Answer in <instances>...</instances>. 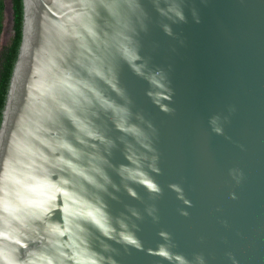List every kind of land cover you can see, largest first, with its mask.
Masks as SVG:
<instances>
[{"label":"water","instance_id":"obj_1","mask_svg":"<svg viewBox=\"0 0 264 264\" xmlns=\"http://www.w3.org/2000/svg\"><path fill=\"white\" fill-rule=\"evenodd\" d=\"M22 5L0 264H264V0Z\"/></svg>","mask_w":264,"mask_h":264},{"label":"trees","instance_id":"obj_2","mask_svg":"<svg viewBox=\"0 0 264 264\" xmlns=\"http://www.w3.org/2000/svg\"><path fill=\"white\" fill-rule=\"evenodd\" d=\"M13 10V35L9 45L3 48L0 55V123L4 108L6 94L13 66L16 61L22 37L23 5L22 0H11ZM5 0H0V36L3 30L5 19Z\"/></svg>","mask_w":264,"mask_h":264},{"label":"flooded vegetation","instance_id":"obj_3","mask_svg":"<svg viewBox=\"0 0 264 264\" xmlns=\"http://www.w3.org/2000/svg\"><path fill=\"white\" fill-rule=\"evenodd\" d=\"M5 19H4V26L0 36V55L3 51V48L11 42V38L13 35V19L11 16V6L10 0H5ZM2 67H0L1 71Z\"/></svg>","mask_w":264,"mask_h":264},{"label":"clouds","instance_id":"obj_4","mask_svg":"<svg viewBox=\"0 0 264 264\" xmlns=\"http://www.w3.org/2000/svg\"><path fill=\"white\" fill-rule=\"evenodd\" d=\"M212 123L215 125L216 120L214 119L212 121ZM214 130L217 131V132H219L220 131V128L215 127ZM237 172H238V170H233V175H235V173H237ZM242 176H243V173H239V177L237 178V182L240 181V179L242 178ZM233 198H235V194H233ZM197 259L200 261V264H203V259L201 257H197Z\"/></svg>","mask_w":264,"mask_h":264}]
</instances>
